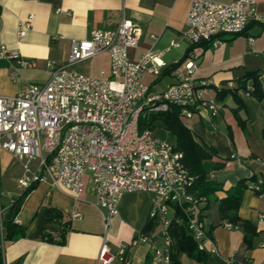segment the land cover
<instances>
[{
  "label": "crops",
  "instance_id": "obj_1",
  "mask_svg": "<svg viewBox=\"0 0 264 264\" xmlns=\"http://www.w3.org/2000/svg\"><path fill=\"white\" fill-rule=\"evenodd\" d=\"M212 1L232 3L234 0ZM191 4L192 0H0V53L5 46L20 54V59L0 57V97L14 98L30 85L45 84L50 64L62 65L68 60L73 40L89 39L93 30H116L123 20V12L143 30L139 46L129 50L130 60L138 62L149 52L163 53L162 59L167 64L164 74L158 78L144 77L154 92L161 93L177 81V70L173 69L191 49L183 39ZM259 10L264 16V0H259ZM30 16H34L33 27L19 39L20 24ZM173 40L180 46L170 48ZM197 54L196 78L198 82L209 83L206 98L217 103L219 112L214 117L209 111L200 110L192 118L182 116V121L196 142L215 152L212 163L222 166L209 174V180L219 189L207 198L202 208L207 235L218 248L219 256L201 252L198 247L192 254L177 252L174 238L175 263L264 264V193L254 191L256 186L264 184V19L251 22L240 35L225 37L221 46H205ZM105 55L108 65L102 71L109 74L110 57L101 56ZM87 62L77 69L89 75L81 71ZM248 73L258 75V95L248 96L239 91L237 95L218 96L224 88H237ZM151 115L142 119L143 127H147L145 123ZM158 131H164L163 135L158 137ZM152 132L155 137L174 144L161 122L155 123ZM23 175V163L0 149V213H5L22 195L18 182ZM252 176L256 183H248L238 212L242 220L258 231L250 247L243 228L225 227L229 222L223 220L219 204L228 191ZM155 199L153 194L144 191L122 195L118 214L106 231L89 177L80 200L41 183L27 196L17 216L16 221L26 227V234L6 245L5 264H98L104 242L113 253H118L124 245L138 239L139 234L155 228L149 221ZM48 207L61 211L69 222L65 245L44 240L45 231L53 234L60 231L58 225L48 224ZM76 212L79 216H75ZM125 256L130 264H161L154 261L148 244L129 248Z\"/></svg>",
  "mask_w": 264,
  "mask_h": 264
},
{
  "label": "built area",
  "instance_id": "obj_2",
  "mask_svg": "<svg viewBox=\"0 0 264 264\" xmlns=\"http://www.w3.org/2000/svg\"><path fill=\"white\" fill-rule=\"evenodd\" d=\"M263 19L259 0H192L183 33L191 49L176 71L177 81L161 93L154 92L144 77L161 76L167 66L163 53L149 52L138 62L130 60L129 50L139 46L143 30L124 12L116 30H93L89 39L73 40L68 60L50 64L45 84L30 85L14 98L0 97V149L23 163L19 188L25 191L48 183L80 200L89 177L106 231L118 214L122 195L153 194L156 199L149 221L155 228L139 234L118 253L104 242L98 264H130L126 251L139 243L151 247L155 262L173 264L174 226L186 228L201 252L219 256L202 217L207 199L193 194L195 177L184 165L183 155L141 122L146 115L167 112L171 106L181 108L186 118L200 110L217 116V103L206 98L209 83L196 78L197 51L205 42L217 48L225 37L240 35L251 22ZM33 21L30 16L20 24L19 39L33 27ZM179 46L176 40L170 43V48ZM104 54L110 57L109 74L102 71L96 78L78 71L80 64ZM0 57L20 59V54L2 46ZM254 191L260 192L261 187ZM3 215L2 211L0 219ZM225 227L234 229L231 223ZM53 237L58 239L59 234Z\"/></svg>",
  "mask_w": 264,
  "mask_h": 264
},
{
  "label": "trees",
  "instance_id": "obj_3",
  "mask_svg": "<svg viewBox=\"0 0 264 264\" xmlns=\"http://www.w3.org/2000/svg\"><path fill=\"white\" fill-rule=\"evenodd\" d=\"M209 45L210 44L208 42L203 43V46L208 47ZM185 59L177 64L173 70L176 71ZM239 91H244L248 94V96L258 95L260 91L258 75L255 73L246 74V76L238 82L237 88H224L220 90L218 96L222 97L228 93L237 95ZM181 113V108L171 106L170 110L167 112L152 114L149 119L146 120L145 125H147V128H150L152 131L155 129L156 122H161L164 125L165 130L174 140L176 150L183 155L184 165L192 176L195 177V184L192 189L193 194L198 197L204 196L207 199L209 196L215 194L219 189L209 180V174L214 170L221 169L222 166L212 163L214 157L216 156L215 152L196 142L190 129L183 123ZM141 126L143 127V125ZM248 183H256L255 177L252 176L247 180L240 182L234 189L228 191L226 193L227 196L220 200L219 209L224 221H227L234 226L243 228L246 233L245 241L251 247L252 239L258 234V231L252 224L242 220L238 214L243 200V195L246 189L249 188ZM37 185L39 184L23 191L20 198L12 204V206L0 219V264H5L4 253L6 245L8 243L15 242L16 240L24 237L26 234V227L18 224L16 219L25 199ZM260 187L261 191L256 193L261 195L264 193V184ZM46 219L48 224L58 225L60 227V231L58 233V239L53 237V233L45 231L44 240L50 244L65 245L67 243V235L70 230V226L69 222L65 221L66 217L64 214L56 208L48 207L46 209ZM173 236L177 242L175 251L192 254L195 249L198 250L196 241L193 239L192 235L189 234L186 228L174 226ZM175 253L176 252H173L172 254L173 264H176ZM199 253L200 258L201 252L199 251Z\"/></svg>",
  "mask_w": 264,
  "mask_h": 264
},
{
  "label": "rangeland",
  "instance_id": "obj_4",
  "mask_svg": "<svg viewBox=\"0 0 264 264\" xmlns=\"http://www.w3.org/2000/svg\"><path fill=\"white\" fill-rule=\"evenodd\" d=\"M108 65V58L105 56H100L91 59L86 63V68H82V72H85L93 77L99 78L100 72L104 70ZM167 82V80H165ZM161 133L163 135L164 131H158L156 135L159 137L161 136Z\"/></svg>",
  "mask_w": 264,
  "mask_h": 264
}]
</instances>
